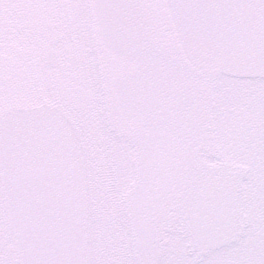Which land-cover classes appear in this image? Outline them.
<instances>
[{
	"label": "snow or ice",
	"instance_id": "snow-or-ice-1",
	"mask_svg": "<svg viewBox=\"0 0 264 264\" xmlns=\"http://www.w3.org/2000/svg\"><path fill=\"white\" fill-rule=\"evenodd\" d=\"M0 264H264V0H0Z\"/></svg>",
	"mask_w": 264,
	"mask_h": 264
}]
</instances>
